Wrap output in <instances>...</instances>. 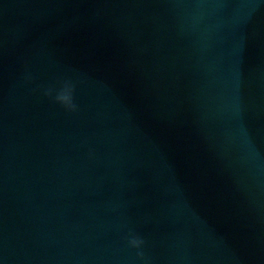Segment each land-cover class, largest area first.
I'll list each match as a JSON object with an SVG mask.
<instances>
[{
    "label": "clouds",
    "instance_id": "9594fccd",
    "mask_svg": "<svg viewBox=\"0 0 264 264\" xmlns=\"http://www.w3.org/2000/svg\"><path fill=\"white\" fill-rule=\"evenodd\" d=\"M26 79L30 80L31 77H26ZM75 90L76 81L72 79H64L60 82V86L58 89L54 87H47L43 89V95L49 97L67 111L75 112L78 108L77 104L75 103ZM126 239L129 247L136 249L137 258L142 261L143 264H148L147 257L145 255V252L143 251L145 240L142 237L131 232Z\"/></svg>",
    "mask_w": 264,
    "mask_h": 264
}]
</instances>
